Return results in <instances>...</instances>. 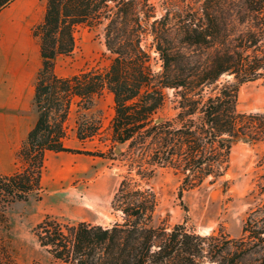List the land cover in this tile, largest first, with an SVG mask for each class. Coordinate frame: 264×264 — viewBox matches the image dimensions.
I'll list each match as a JSON object with an SVG mask.
<instances>
[{"label": "trees", "instance_id": "16d2710c", "mask_svg": "<svg viewBox=\"0 0 264 264\" xmlns=\"http://www.w3.org/2000/svg\"><path fill=\"white\" fill-rule=\"evenodd\" d=\"M10 1L0 0V9ZM162 9L157 15L150 0H46L42 21L32 28L41 56L33 97L38 116L17 151L15 171L0 173V208L41 196L48 151L104 156L118 150L126 165L111 202L121 221L103 226L46 215L33 227L49 264H264V202L247 214L240 236L203 235L185 221L152 226L157 197L143 184L167 168L180 181L181 197L223 177L236 143L264 153V112L237 109L240 85L264 80V0H202L199 9L177 0ZM81 24L103 25L110 63L60 76L55 59L72 52ZM146 35L159 71L143 45ZM165 88L174 89L176 112L158 117ZM104 90L114 102L108 151L66 146L71 105L88 109ZM99 132V121L79 114L78 140Z\"/></svg>", "mask_w": 264, "mask_h": 264}, {"label": "rangeland", "instance_id": "374dc122", "mask_svg": "<svg viewBox=\"0 0 264 264\" xmlns=\"http://www.w3.org/2000/svg\"><path fill=\"white\" fill-rule=\"evenodd\" d=\"M177 0H150L157 15L163 12V3ZM199 9L202 0H186ZM75 46L70 54L58 55L54 72L70 76L81 70L104 69L111 53L106 48L103 25L81 24L74 31ZM144 47L151 54L155 71L161 69L152 36L143 39ZM166 101L158 117H171L176 112L174 89L165 88ZM239 111L264 112V80L244 82L237 97ZM79 114L99 121L100 132L83 142L76 137V121ZM114 114L112 93L104 90L93 98L88 109H79L76 103L70 107L65 121L66 146L92 152L108 151V126ZM124 150L125 145H118ZM104 156L86 153L48 151L42 174L41 196L33 194L28 201H15L0 208V264H49L50 256L42 248L33 227L50 215L62 221L75 223L89 221L110 226L122 220V213L112 207V197L122 175L126 172L125 160L118 154ZM264 153L261 149L238 142L230 153V166L223 177L183 190L179 197L180 181L171 170L159 168L143 184L152 188L157 205L150 224L158 226L185 221L186 225L200 234L222 231L232 237L242 233L247 214L264 202L263 184ZM228 179L229 183L224 184ZM227 186V187H225Z\"/></svg>", "mask_w": 264, "mask_h": 264}, {"label": "crops", "instance_id": "0c3cea01", "mask_svg": "<svg viewBox=\"0 0 264 264\" xmlns=\"http://www.w3.org/2000/svg\"><path fill=\"white\" fill-rule=\"evenodd\" d=\"M46 0H11L0 9V173L15 171L16 154L37 120L33 102L41 67L39 39Z\"/></svg>", "mask_w": 264, "mask_h": 264}]
</instances>
